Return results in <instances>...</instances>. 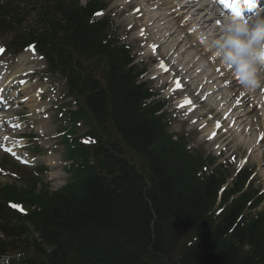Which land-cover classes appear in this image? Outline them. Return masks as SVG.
<instances>
[{
  "label": "trees",
  "instance_id": "trees-1",
  "mask_svg": "<svg viewBox=\"0 0 264 264\" xmlns=\"http://www.w3.org/2000/svg\"><path fill=\"white\" fill-rule=\"evenodd\" d=\"M24 2L31 8L29 12L37 9L38 26V18L51 20L56 9L67 16L66 22L60 25L56 21L55 29L47 32L52 39L61 31L67 46L85 56L108 58L105 84L93 76L83 82L74 77L75 88L88 108L74 114L75 119L86 120L85 136L98 139V143L87 146L72 138L70 157L79 162L100 153L113 144L109 141L116 130L142 159L137 164L121 156L110 161L112 176L100 175L85 159L84 170L78 171L80 181L69 187L65 196L49 195L32 186L20 190L7 186L6 199L38 205L35 218L42 222L44 236L59 247L53 263L264 264V225L253 218H240L244 198L226 206L216 218L209 215L223 180L197 176L201 162L186 153L182 140L174 142L168 136L165 123L154 115L155 108L144 103L149 94L135 84L132 70L125 69L126 52L111 47L102 32L104 26L90 22V10L67 14L63 0ZM9 14V6L1 7L3 32L10 26ZM46 37L50 36L34 30L25 40L44 46ZM53 45L58 47L55 42ZM77 231L83 232L82 237L73 235ZM185 234H190V240L174 259Z\"/></svg>",
  "mask_w": 264,
  "mask_h": 264
},
{
  "label": "rangeland",
  "instance_id": "rangeland-1",
  "mask_svg": "<svg viewBox=\"0 0 264 264\" xmlns=\"http://www.w3.org/2000/svg\"><path fill=\"white\" fill-rule=\"evenodd\" d=\"M106 1H109L111 3L110 7L108 9V14L113 17L114 22L116 24V26H115L116 30L118 31L121 39L124 40L123 39L124 34L127 30L126 29V23H128L129 20L127 19L126 21H123V19L126 18V16L125 17L120 16V15H122L121 12H119V11H121V7L118 6V3L121 0H106ZM161 26L164 27V25H161ZM0 44H1V41H0ZM163 88H164V86L161 87V89H163ZM24 106H27V105L24 104L22 108H25ZM31 106L32 107L28 106V108H26L25 113H27L28 116L25 117L26 120L23 121V124H25V127H24V129L21 130V132L20 131L19 132L20 133H23V132L27 133L29 131H32V133L37 134L36 138L34 140H32V143L27 144L26 147L27 146L29 147V146L33 145L34 143H36V144L43 146L44 148H48L56 142L55 138L52 137V134H54V131L56 129H58L59 123L56 121L55 114L53 115L50 112L38 114V113H36L37 108L33 107L34 105H31ZM177 106H178V103L176 102L174 106L170 105L168 107V110L170 111V114H171L170 116L174 119V126L172 127V131L177 132V133L185 131L189 135L188 138L190 139L189 142L191 141V144H190L191 148L198 149V150L201 149L204 152L208 153L211 149V147H210L211 143L208 144L200 138L201 134L197 131V129H195V126H189L188 127L189 122L184 120L185 116H181V115L176 116L177 112H176L175 108ZM29 108L32 109V111L36 110V112H32ZM189 116L187 117L188 120H189ZM195 116H196V118H195V120H196L198 118V116L197 115H195ZM201 120H202L201 118L197 120V125L202 122ZM246 138H247L246 141H249V137L247 136ZM58 140L60 141V138ZM17 144H19V143H17ZM22 144H23V141H20V145H22ZM36 144H34V145H36ZM231 148L234 149L233 144H231ZM263 148H264V145L261 146L259 151H258V154H260L261 156H262V154L264 155V149ZM27 151H29V150H27ZM240 152L238 154L242 155V157H244L245 154L243 152H241V153ZM63 154H64V149L60 145V147H58L56 150H54L53 153L47 152L46 154H41V156H38L39 159L34 161L33 164H36L38 162H40V163H43V162L47 163L48 162L50 164L51 163H57L58 166H60V167H54L53 168L54 170L51 171L52 172L51 174L49 173V176L52 175V177H55L54 175H56L60 172H61V175H64V173L61 170L62 164L64 163ZM2 155H3L2 151L0 150V159H1ZM30 155H31V157L37 156L33 152L32 153L30 152ZM52 158H54V159H52ZM242 164H244V163H242ZM262 164H264V161H262L261 159H260V161L254 160L253 162L248 163V165H250L248 167L254 169V171L258 174V176H256V178H255V180H256L255 186L256 187L258 186L264 190V168H263L264 165H262ZM0 180H1V178H0ZM64 181L65 180H63L62 178H53V182H56L57 185L61 182H64ZM231 183H232V180L231 179L228 180V184H231ZM261 208L264 209V205H262Z\"/></svg>",
  "mask_w": 264,
  "mask_h": 264
},
{
  "label": "bare ground",
  "instance_id": "bare-ground-1",
  "mask_svg": "<svg viewBox=\"0 0 264 264\" xmlns=\"http://www.w3.org/2000/svg\"><path fill=\"white\" fill-rule=\"evenodd\" d=\"M144 7H146V6L144 5ZM157 14H158L157 12L153 13V18H156L155 21H160L161 19H159L160 17L157 16ZM209 20H210V16H207V19L205 20L204 24H207V21H209ZM169 22H172V20ZM168 29L173 30V29H177V28H176L175 24L170 23V27L168 26ZM170 35L174 40L176 38V36L178 35V29L175 30ZM183 54L186 55L185 60L188 61V62H186V64H189L190 62H194V58H195L196 54H194L193 51H189V54H188V50H187ZM190 72H192L191 69H190ZM261 80H262V77H261ZM206 84L204 85V87L206 89H208L209 93H207V95H208L209 99L211 100V98H214V99L216 98V100H217V101H214L215 104L213 103L214 104L213 107L216 110V115L217 114L222 115V120L221 119L220 120L225 123L224 124V131L226 134L231 136L232 131H233L232 129L234 127V125H232V119L233 118L235 119V125L236 126H239V125L242 126L243 124H245V122H246L245 117L250 118L249 115L252 112V110H250V112H248L247 110L249 108V105L253 102L251 100L253 92L251 89L246 88L242 84L240 76H238L235 72L232 73L231 75H229V77L225 78V85L223 88H218L217 86H215L216 82H212L211 84L210 83H206ZM211 85H213V86H211ZM204 87H202V91L205 90ZM226 91H229V96H231V98L229 100L227 97L222 96L224 93H226ZM4 92H5V88L1 87L0 97L3 95ZM197 94L200 95L199 92H197ZM234 97H237V101H235L234 103L231 104V99H233ZM180 102L184 103L185 101L180 100ZM233 105H235V106H233ZM191 109H192L191 107L188 108L189 111ZM239 110H241V111L238 112ZM262 113H263V110H260L258 112V114L261 118H262ZM208 120H210V118L206 119L203 123H206ZM217 123L218 122H216V125H217ZM0 125L2 126V127H0V131H1L0 134L5 133V132L2 133L4 130V129H2V128H4L3 126H5L6 129L10 127L9 125H6V123H2V122ZM216 125L211 127L208 130V132L206 133L207 135H210L212 139L215 136L214 132H216V130H217ZM255 127L258 130H264V127L262 125L255 124ZM242 129H244V128H242ZM6 140H7V136L0 135V142H4ZM241 143H243L244 146H246V142H241ZM247 145H248L247 148L251 147V145H249L248 143H247ZM253 158H255V159L259 158L258 155L255 154V152L253 154Z\"/></svg>",
  "mask_w": 264,
  "mask_h": 264
},
{
  "label": "clouds",
  "instance_id": "clouds-1",
  "mask_svg": "<svg viewBox=\"0 0 264 264\" xmlns=\"http://www.w3.org/2000/svg\"><path fill=\"white\" fill-rule=\"evenodd\" d=\"M251 32L256 39H264V17L251 28L243 23L237 24L231 29L232 35L218 43L213 49L220 54L225 65H231L239 73L242 84L249 89H255L264 84L260 78L258 62L259 53L255 49H249V42L241 38L242 34ZM238 47L239 55L230 51Z\"/></svg>",
  "mask_w": 264,
  "mask_h": 264
},
{
  "label": "snow or ice",
  "instance_id": "snow-or-ice-1",
  "mask_svg": "<svg viewBox=\"0 0 264 264\" xmlns=\"http://www.w3.org/2000/svg\"><path fill=\"white\" fill-rule=\"evenodd\" d=\"M153 47H155V46H153ZM0 52H2V50H0ZM161 67H165L164 65H163V63H161ZM167 69H166V67H165V71H166ZM177 84H178V86H179V82H177ZM183 106V105H182ZM87 142V141H86ZM12 207H18L17 205H12Z\"/></svg>",
  "mask_w": 264,
  "mask_h": 264
}]
</instances>
